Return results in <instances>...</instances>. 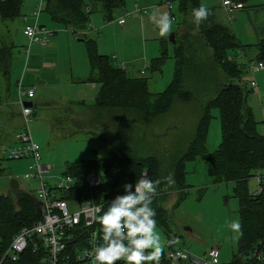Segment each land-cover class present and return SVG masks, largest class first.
Segmentation results:
<instances>
[{
    "label": "trees",
    "instance_id": "16d2710c",
    "mask_svg": "<svg viewBox=\"0 0 264 264\" xmlns=\"http://www.w3.org/2000/svg\"><path fill=\"white\" fill-rule=\"evenodd\" d=\"M172 0H166L164 4ZM179 36L175 38L172 59L175 63L173 81L162 92L150 94L148 82L143 77H130L124 68L117 67L107 56L98 53L94 37L86 32L90 17L102 13L105 21L112 20L115 11L125 7V0H48L43 13L52 24L58 25L79 39L84 46L88 66L87 76L79 84L96 85L94 104L76 118L74 129L105 128L109 132L107 143L111 146L108 157L92 158L75 164H67L65 174L72 176L78 184L79 195H89L88 180L102 174L105 184L98 193L102 197L96 202H107L117 194H123L125 183H135L144 171L150 180L161 179L158 189L168 187L177 191L176 205L186 199L189 187L185 184L184 166L188 161L202 159L213 185L234 184L233 196L239 202V235L237 252L230 264H261L264 254V184L257 195L248 193L247 184L257 173H264V135L257 131L251 108L246 98L252 90L242 83L244 71L250 62H264V38L254 47L256 56L240 64L236 57L249 49L242 46L227 21L220 4L208 8L210 15L200 25L193 22L192 10L200 7V0H176ZM243 6L254 0H231ZM24 0H0V23L19 21L23 13ZM221 8V9H220ZM44 27V26H43ZM13 45L0 47V77L4 88L9 89ZM161 56L151 62V70L161 72V65L168 58L165 43H160ZM218 69L224 83L214 84L215 76L210 69ZM205 82L201 93L213 96L199 104L202 115L195 133L182 154L174 160L157 156H145L137 151L142 141L152 132V124H160L176 102L189 103L194 93L186 83ZM213 85V87H211ZM250 86V84H249ZM1 105V104H0ZM32 106V105H31ZM218 110L222 141L213 152L206 149V138L212 110ZM264 124V123H262ZM23 127V123H22ZM173 176L175 184L169 185L162 178ZM160 194V191H157ZM153 198L151 207L162 227L174 231L167 220V195L161 192ZM106 209V208H105ZM37 221L36 200L23 191L13 196L0 195V264H40L39 254L27 249L17 262L5 257L13 237L23 227ZM147 264H169L163 253L159 261ZM182 264V263H181Z\"/></svg>",
    "mask_w": 264,
    "mask_h": 264
},
{
    "label": "rangeland",
    "instance_id": "374dc122",
    "mask_svg": "<svg viewBox=\"0 0 264 264\" xmlns=\"http://www.w3.org/2000/svg\"><path fill=\"white\" fill-rule=\"evenodd\" d=\"M165 1L125 0V7L115 11L111 21H105L102 13H94L90 17L88 27L96 40L98 53L107 56L117 67L123 65L124 71L130 77L145 78L152 95L164 91L171 84L175 71L172 59L174 44L169 38L173 34L174 39H178V24L181 23V17L178 14L177 1L172 0L170 6L164 4ZM24 2L23 10L24 6L29 7L27 0ZM261 2L263 1L254 0L252 3ZM36 3L37 0L33 7ZM217 4L219 0L200 2V5L206 8H212ZM139 10L146 11L139 16ZM154 11L168 12L173 18L172 30L167 37L158 35L156 24L151 19ZM27 13L29 12L25 14ZM123 13L137 16L126 17L127 26L121 31L122 26L118 21ZM39 24L48 32H52L48 40L51 41V46L53 42L55 43L54 49L33 45L26 60L24 48L27 47L28 40L22 34L21 23L19 24V21L0 23V47L10 44L14 47L8 89L11 104L4 101L2 107L8 113H13L16 118L18 109L16 84L20 80L23 92L33 90L36 97L42 94L45 101L49 102L40 105L35 99L27 100L25 96L23 99V102H31L34 105L28 131L32 141L39 146L41 164L51 166L50 174L43 177L53 183L67 175L65 174L67 164L88 161L94 157H108L112 148L107 143L110 131L104 127L74 129L72 125L76 123L78 116L83 115L82 112H86L94 104L98 90L96 86L78 83L88 73L83 43L77 42L69 30L52 24L44 13L40 15ZM162 41L165 43L168 58L162 63L159 73L151 70V62L161 56ZM35 53L38 55H34ZM250 59L251 57L244 55L236 57L240 64H245ZM210 71L215 76L213 85L224 83V76L218 69L213 71L211 68ZM81 73H84L83 76ZM261 80L264 81L263 72H251L249 68L244 70L242 83L247 84L248 90L252 89L249 86L250 81L258 83ZM194 82L186 83V88L194 93V100L189 103L175 101L170 112L163 116L161 123L151 125L150 136L145 138L146 131L141 132L142 141L137 146V151L145 156H157L164 163L166 159L174 160L184 152L202 115V109L198 105H204L207 99L213 96V93L212 95L201 93L205 82L202 80ZM5 93L0 79V96ZM53 102L55 104L51 105ZM246 103L252 110L255 122L258 123L257 131L264 135V124H261L264 122V99L255 92H249ZM0 104L2 105V102ZM211 116L205 145L208 152L215 151L222 141L218 110H212ZM16 119L11 129L7 130L10 137L5 138L2 135L0 137V195L8 196L10 182L15 180L20 191L35 198L37 182L25 178L26 175L32 174L30 168L32 161L11 160L7 156L8 147L15 145L14 137L23 130L21 119ZM184 172L185 184L189 189L186 191V199L179 205H176L177 191H171L168 187L161 190L157 188L160 194L162 192L167 195L165 207L167 220L170 221V225L173 224L174 229L172 231L162 227L155 219L156 230L162 238L161 253L166 256L174 248L202 259L205 252L215 246L219 249V264H230L237 252L239 239V234L234 233L229 227L230 222L239 221V202L233 196L234 184L213 185L207 174L206 165L200 158L185 163ZM98 177L101 183L105 184L104 176L100 174ZM247 188L248 193L253 195L256 182L251 179Z\"/></svg>",
    "mask_w": 264,
    "mask_h": 264
},
{
    "label": "built area",
    "instance_id": "2783aa9c",
    "mask_svg": "<svg viewBox=\"0 0 264 264\" xmlns=\"http://www.w3.org/2000/svg\"><path fill=\"white\" fill-rule=\"evenodd\" d=\"M47 1L37 0L33 9L21 17L22 34L28 40L27 47L24 48L26 60L33 45L46 48L49 44L48 38L51 37L52 32H48L39 24L40 15ZM219 4L229 22L233 20L238 11L244 8L241 3L231 0H219ZM167 5L170 6V3ZM145 11L139 10L138 14L142 15ZM126 17L130 15L123 13L118 24L124 25ZM121 68L124 66L122 65ZM247 68L251 72H264V62H250ZM250 87L252 89L256 87L254 81H250ZM32 97L33 90L23 92L21 82H18L16 104L23 123V130L15 136L16 144L7 150V156L11 160L29 159L32 161L30 166L32 174L26 175L25 178L37 182L34 199L40 203L38 207L41 216L34 224L23 227L16 233L5 251V257L7 256L8 260L14 263L27 249H30L34 254H39L40 264H94L92 258L86 253L91 250L93 233L97 234V244L102 243L99 239L102 229L96 218L107 209L115 196L105 203L96 202V199L103 195V192L98 193V190L100 191L104 185L98 176L88 180L90 192L86 197L83 194L79 195L78 184L70 175H63V178L53 183L43 177V175L50 174L51 166L40 162L39 146L32 141L28 131V124L34 109L32 106H25L23 102L24 98L30 100ZM144 174L146 173L143 172L139 179L143 178ZM252 179L256 182L253 195L257 196L262 192L264 173H257ZM96 209L101 211H96ZM172 249L165 256L169 264H219V249L215 246L207 250L202 259L183 250ZM116 264H125V262L120 260Z\"/></svg>",
    "mask_w": 264,
    "mask_h": 264
},
{
    "label": "clouds",
    "instance_id": "9594fccd",
    "mask_svg": "<svg viewBox=\"0 0 264 264\" xmlns=\"http://www.w3.org/2000/svg\"><path fill=\"white\" fill-rule=\"evenodd\" d=\"M210 14V10L204 5L194 8L193 22L200 25ZM151 19L156 24L158 35L167 37L173 25L170 14L154 11ZM162 179L169 185L175 184L171 175ZM160 183L161 179L152 181L144 174V177L137 179L134 184L125 183L122 186L124 193L117 194L107 209L96 218L102 229V235L99 236L102 243L97 244V234L93 233L91 250L86 253L94 264H116L120 260L125 264L159 261L163 245L161 235L156 230V213L151 205L153 198L158 195L157 187ZM229 227L234 233L243 234L238 220L230 222Z\"/></svg>",
    "mask_w": 264,
    "mask_h": 264
},
{
    "label": "crops",
    "instance_id": "0c3cea01",
    "mask_svg": "<svg viewBox=\"0 0 264 264\" xmlns=\"http://www.w3.org/2000/svg\"><path fill=\"white\" fill-rule=\"evenodd\" d=\"M262 1L263 2H261V4H255V3H252L253 2L252 1L249 4L244 5L243 10L239 11L236 14L234 21L232 22V24H230L231 29L233 30V32H234L235 36L237 37L239 43L242 46H246L247 48H249L246 50V53H242L240 56L244 55V57L245 56L248 58L251 57V59L254 58L256 56V53L254 51V47L260 42L261 39L264 38V0H262ZM27 2L29 3V7L24 6L23 13H26L27 11L30 12L33 9V5L36 2V0H27ZM200 2H201V0H200ZM217 6H219V4H217L216 6H213V7H217ZM28 8H29V10H28ZM135 16H137V14H134V15L132 14V15H130L129 18H132ZM126 26H127V24L125 22V24L122 25V27L120 28L121 31H123ZM86 33L89 36L93 37L91 34L92 31L90 29H88ZM77 42H80L79 39H77ZM50 44H51V41H49V44L47 46V47H49L48 49H50V48L54 49L55 43L53 42L52 46ZM34 55H38V53H35ZM81 74L83 76L84 73H81ZM86 74H88V73H86ZM0 79H1V77H0ZM18 82H21V80ZM255 84H256V87L254 89H251V90H253L252 92L257 93L262 99H264L263 98L264 97V81L261 80ZM87 85L96 86V85H92V84H87ZM96 89H97V86H96ZM16 90H17V84H16ZM3 91H5L6 93L4 95L1 94V96H0L1 102H2V105H0V137L2 135V136H5V138H8V137H10L9 132L7 131L8 128L11 129V125L13 123H15L17 120L16 118H19V119H21V118L19 115V109H17L16 118H15L13 113H8L7 110H5L2 107L5 102L9 103V99H10L9 91L7 92V90L4 88V86H3ZM16 95H17V93H16ZM32 99H35V101L40 105H43L44 103H46V104L49 103V102L45 101V97H42V94L40 96L36 97L35 93H34L33 97L30 100H32ZM9 104H11V103H9ZM31 104H32V108L34 109L33 103H31ZM50 104L53 105L55 103L53 102ZM263 116H264V113H263ZM262 123H264V122H262ZM21 127H22V120H21ZM11 140L13 141L12 136H11ZM13 143L16 144L15 137H14ZM9 148H10V146L8 147V149Z\"/></svg>",
    "mask_w": 264,
    "mask_h": 264
},
{
    "label": "water",
    "instance_id": "95a60500",
    "mask_svg": "<svg viewBox=\"0 0 264 264\" xmlns=\"http://www.w3.org/2000/svg\"><path fill=\"white\" fill-rule=\"evenodd\" d=\"M169 41L172 44H175V39H174V35L173 34L170 36ZM240 70L244 71L245 67L240 68ZM31 105H32L31 103H25V106L31 107ZM9 187H10V193H9L10 196H13L14 193H16L17 191L20 190L19 189V185H18V183L15 180H12L10 182V186ZM39 204L40 203L36 202V218L37 219L40 218V216H41V213H40V210H39V207H38ZM261 264H264V254L261 257Z\"/></svg>",
    "mask_w": 264,
    "mask_h": 264
}]
</instances>
